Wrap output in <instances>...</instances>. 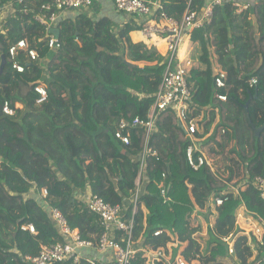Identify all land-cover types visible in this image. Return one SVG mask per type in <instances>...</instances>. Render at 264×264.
Instances as JSON below:
<instances>
[{"label": "trees", "instance_id": "trees-1", "mask_svg": "<svg viewBox=\"0 0 264 264\" xmlns=\"http://www.w3.org/2000/svg\"><path fill=\"white\" fill-rule=\"evenodd\" d=\"M188 1L161 3L169 17L180 19ZM195 2L201 8L205 0ZM233 2L224 0L208 26L188 35L202 43L205 65L190 70L192 114L205 113L204 132L217 117L199 142L196 155L204 163L196 170L187 164L190 139L171 108L157 113L148 139L156 154L140 165L145 129L131 120L144 122L154 104L165 68V35L146 40L136 19L119 25L79 10L58 20L61 46L52 50L44 27L31 18L34 11L22 14L17 10L23 3L16 4L0 25V63L2 55L6 59L0 71V264H23L24 256L63 240L51 207L80 238L97 243L102 225L87 207L90 194L119 204L125 220L133 218L130 241L138 250L132 264H264V201L251 183L264 176V128L254 132L264 125V0H247L240 12ZM147 23L165 21L155 12ZM20 39L39 56H20L22 72L10 67L7 56L8 46ZM217 76L223 88L216 87ZM253 76L257 83L250 87ZM36 85L47 92L39 105ZM4 101L11 107L21 102L24 109L14 119L2 112ZM121 119L130 123L122 130L128 144L115 136ZM41 188L47 190L44 199ZM217 197L227 200L217 205ZM115 236L121 240L124 233Z\"/></svg>", "mask_w": 264, "mask_h": 264}, {"label": "built area", "instance_id": "built-area-1", "mask_svg": "<svg viewBox=\"0 0 264 264\" xmlns=\"http://www.w3.org/2000/svg\"><path fill=\"white\" fill-rule=\"evenodd\" d=\"M15 1L2 2L0 11L4 7H8L9 14L12 15L17 9L16 4L20 2L23 4L17 11L22 14H27L30 10L34 11L31 18L44 27L47 45L52 50H57L61 46L58 37L50 32L56 29L55 25L58 20L63 19L66 13L88 9L93 4V0H47L40 7L33 6L30 8L24 4V0ZM192 1L193 8L191 7ZM195 1L189 0L181 18L174 19L164 12L161 0H113L117 11L141 22L140 35L144 39L152 40L160 35H165L167 47V54L163 60L165 68L157 91L154 93V104L149 110L147 119L141 122L139 117L135 116L131 120L132 126L141 125L145 129L144 146L140 153V165L143 164L144 159L148 155L156 154V151L149 146L148 139L153 131L157 113L168 108L176 112L179 122L190 139L185 151L187 164L196 170L204 163L203 157L196 155V152L199 149V142L210 134V129L208 130L209 132L207 131L208 134L206 132L203 134L204 120L203 116L200 117L202 111L197 115L192 114V108L188 102L191 95V82L189 71L184 63L183 50L187 46L189 33L208 26L213 18L216 7L222 5L224 0H205L201 8L197 7ZM232 4L236 8L240 6L238 2H233ZM155 12L164 19V25L147 23ZM26 55L32 58H39L37 51L34 48H30L24 39L10 44L7 48L9 65L18 72L24 70L19 57ZM214 80L217 88L224 87L222 77L217 76ZM247 83L252 87L257 83V77H251ZM34 91L36 94L35 104L39 105L47 101V92L44 86L36 85ZM218 99L225 101L227 96L220 93L218 94ZM2 112L5 115L11 116L16 111L10 106L8 101H4ZM128 125H130L128 121L121 119L118 123L119 130L115 134L124 144H128L129 139L122 134V130ZM196 132L200 133L201 136H195ZM251 183L258 190L260 198L264 201V176H255ZM137 193L138 191L136 190L132 208L133 213L136 210ZM40 196L42 199L46 198V188L40 189ZM225 200H227V197H217L215 202L217 205H221ZM86 204L101 219L102 231L97 243L80 238L69 226L62 213L56 207H51L50 217L63 240L51 243L41 249L36 255L24 256L23 264H83L84 249L96 251L104 256V258H96L92 254L86 256L88 264H132V259L138 250L130 241L133 218L125 220L119 204H111L96 194H90L86 199ZM117 231L124 233L121 240H118L115 236V232ZM159 233H161V230L153 232L154 235H158ZM179 264L186 263L181 260Z\"/></svg>", "mask_w": 264, "mask_h": 264}, {"label": "crops", "instance_id": "crops-1", "mask_svg": "<svg viewBox=\"0 0 264 264\" xmlns=\"http://www.w3.org/2000/svg\"><path fill=\"white\" fill-rule=\"evenodd\" d=\"M235 1L239 3V5H240L239 7H242V9L240 11H242L245 7H247V0H235ZM7 8L8 7H4V9H2L1 12H0V15H1L0 16V21H2V23L4 21V19L1 18L2 15L5 14V16H6L10 12L9 9H7ZM89 9H93V12H91V14H90V12H88ZM5 10H7V11L4 12ZM83 11H86V9H84ZM86 12H88L89 15H91L92 17L106 16L108 19L118 23L119 25H122L123 23H125L126 21L131 19L130 17L126 16L124 13L116 10L115 5L113 3V0H93V4L87 9ZM193 54H194V56H193L194 59L193 60L195 61L196 58H197L195 56H197L198 53H194L193 52ZM192 66L193 65L191 64V67ZM197 66L201 70L205 69V65L202 64V63H199ZM189 68H190V66H189ZM189 76H190V72H189ZM190 82H191V80H190ZM191 84H192V82H191ZM200 114H202V115H200V117L203 116V119H204L205 118V113L201 112ZM261 116H263L261 113H257V117H261ZM205 121H206V119L204 120V123H205ZM216 121H217V117H216V120L214 121V123L210 127V133H211V131L213 129V126H214ZM203 134H204V131H203ZM84 250L85 251L83 253L87 252V253H90L89 255L93 254V250H90V249H84ZM98 255H99V258H104L103 254L98 253Z\"/></svg>", "mask_w": 264, "mask_h": 264}, {"label": "rangeland", "instance_id": "rangeland-1", "mask_svg": "<svg viewBox=\"0 0 264 264\" xmlns=\"http://www.w3.org/2000/svg\"><path fill=\"white\" fill-rule=\"evenodd\" d=\"M8 1H12V0H7L6 2H8ZM241 9H242V7H237V12H240ZM6 11L7 10H5L4 12H6ZM86 11H87V9H86ZM88 12H90V14H91V12H93V9H89ZM88 12H86V13H88ZM12 15L11 14H7L5 16V14H3L1 18L5 20L6 18H8V17H10ZM131 19H133V18H131ZM1 24H2V21H0V25ZM193 52L194 53H198V55L195 56V57H197L195 61L193 60L194 59L193 58V56H194ZM201 53H202V43L199 40H191V39H188L187 47L183 51V55H184L183 59H184L185 66L187 67V69H188L189 72H190V70H191L192 67H198L197 65L199 63H202V62H200V59H199ZM163 60H162V62H163ZM191 64L193 65L192 67H191ZM189 66H190V68H189ZM13 104H14L13 108L15 109L16 112H15V114L11 115L10 117H12V118L15 119L18 116L17 114L24 109V105H23V103L18 102V101L13 102ZM255 105L256 104L253 105V111L256 113ZM164 179L166 180V183H168L167 182V179L166 178H164ZM137 180H136V184L138 183ZM163 199L166 202L170 200V198H168V196H164ZM170 202H172V201H170ZM196 237L199 239V241L201 243L202 251L203 252L208 251L207 250V247H206V243L203 240V236L197 235ZM92 256H94L96 258H99V255L98 254H95V253H93ZM219 261H220L219 264H232L229 259H221ZM214 263H218V260L217 261H214Z\"/></svg>", "mask_w": 264, "mask_h": 264}, {"label": "water", "instance_id": "water-1", "mask_svg": "<svg viewBox=\"0 0 264 264\" xmlns=\"http://www.w3.org/2000/svg\"><path fill=\"white\" fill-rule=\"evenodd\" d=\"M50 32H51L52 34H54L55 36H57V34H58V29H53V30H51ZM5 64H6V59H5L4 55H2V56H1V63H0V71H2V68L4 67ZM249 100H250V99H249ZM249 100L246 101V103L244 104V107H245L246 110H247V108H248ZM179 125L182 126L180 122H179ZM263 128H264V125H262V126H260V127H256V128H254V132H255V134H256V135L259 134V133L262 131Z\"/></svg>", "mask_w": 264, "mask_h": 264}]
</instances>
